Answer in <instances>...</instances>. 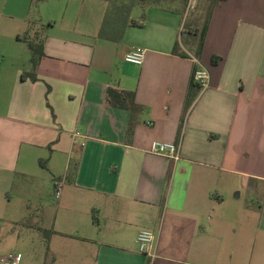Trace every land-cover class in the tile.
Instances as JSON below:
<instances>
[{
  "label": "crops",
  "instance_id": "crops-1",
  "mask_svg": "<svg viewBox=\"0 0 264 264\" xmlns=\"http://www.w3.org/2000/svg\"><path fill=\"white\" fill-rule=\"evenodd\" d=\"M34 1L0 0V15L16 11L0 19V42L35 39L38 23L43 51L31 81L27 55L0 50V229L50 236L54 264H264V0L212 2L199 53L205 19L188 24L180 1L132 8L138 25L118 40L99 37L104 0H44L32 18ZM134 47L141 66L123 61ZM109 88L133 92L141 109L110 105ZM153 141L177 143L178 158L151 154ZM48 180L62 184L49 213L28 197ZM242 192L262 197L254 237L228 229ZM142 230L154 236L147 254Z\"/></svg>",
  "mask_w": 264,
  "mask_h": 264
},
{
  "label": "rangeland",
  "instance_id": "rangeland-1",
  "mask_svg": "<svg viewBox=\"0 0 264 264\" xmlns=\"http://www.w3.org/2000/svg\"><path fill=\"white\" fill-rule=\"evenodd\" d=\"M43 1L35 0L34 4L30 10V16L32 18H36L38 16V5ZM213 0H188L186 3H183L182 8H187L186 16L188 24H197L200 26L201 23L209 16V9L212 5ZM166 5L169 1L164 2ZM194 4V8H192V4ZM46 7V13L50 16H55V9L52 4ZM180 6V7H181ZM140 9V6L134 7V12H137ZM14 10H5L3 15H0V19L4 21H8V16L11 14H15ZM14 23V22H13ZM23 36L25 33H22ZM5 35V34H4ZM29 35H32L35 39V43H40L42 38V28L38 23H33L29 29ZM11 43V42H10ZM7 42V37L0 42V50L8 52L9 49H14L19 55L26 54V59L30 60L31 53L28 49V45L24 40H20L16 46ZM30 58V59H29ZM61 182V181H60ZM34 190L37 189V192L28 193V197L30 199L29 205L33 209L41 208L40 203L44 206L47 213H49L57 199L54 195V189L50 185L48 181H42L41 185L37 186V188L32 187ZM62 188V187H61ZM31 189V186H29ZM61 193V190H60ZM240 199H231L229 202V222L230 225L228 227L229 231L232 229H251V233L254 234L256 229L259 227L258 223V206L261 203L262 197L257 192L248 194L247 192L241 193ZM22 200V199H21ZM15 201L13 203V208L21 207L23 204L22 201ZM42 206V207H43ZM234 208V209H233ZM13 214H16L15 212ZM19 219V215L13 216V219ZM21 220V219H20ZM24 220V219H22ZM31 220L36 221L37 218L33 217ZM233 221V222H232ZM234 221H236V225H234ZM231 236V233H229ZM238 237V235L236 236ZM54 241H60V238H54ZM50 236L43 235L40 236L39 231L36 228L29 229L24 227L23 225H13V227H8L3 224L0 229V264H5L1 261V258L8 253H20L21 261L19 264H54V260L52 258L51 245L49 244ZM254 243V239L252 244Z\"/></svg>",
  "mask_w": 264,
  "mask_h": 264
},
{
  "label": "trees",
  "instance_id": "trees-1",
  "mask_svg": "<svg viewBox=\"0 0 264 264\" xmlns=\"http://www.w3.org/2000/svg\"><path fill=\"white\" fill-rule=\"evenodd\" d=\"M40 1V0H38ZM108 3L107 12L105 14V18L101 24V28L99 30V37L109 40H118L124 31L125 26L129 23L130 25H138L136 22L129 20V15L135 6H140L142 8L148 6H159L163 2L167 1H180L182 3H186L188 0H104ZM220 0H213L215 4ZM210 16V11H209ZM209 16L205 19V22L200 30V39L197 47V52L199 53L202 48V43L204 36L206 34V25ZM145 17L142 14L141 18ZM17 39L24 40L28 49L31 53L30 64L33 73H26L27 76L31 79V81H36L37 77L35 75V70L37 67L38 59L43 55L42 44L35 43L34 39H30L28 33H25L23 36H17ZM177 44H175L176 51ZM106 101L115 107L125 108L134 113V111L140 110L141 108L135 104L134 93L128 91H117L115 89L109 88L106 93ZM186 103H188V98L186 99ZM45 160H39V165L44 168ZM76 170V162L71 159L69 162L68 169L65 174V179L73 180V175ZM93 222L96 223V218L93 215Z\"/></svg>",
  "mask_w": 264,
  "mask_h": 264
},
{
  "label": "built area",
  "instance_id": "built-area-1",
  "mask_svg": "<svg viewBox=\"0 0 264 264\" xmlns=\"http://www.w3.org/2000/svg\"><path fill=\"white\" fill-rule=\"evenodd\" d=\"M145 51L139 47H134L130 51L124 54L123 61L136 66H141L144 62ZM209 72L201 67L197 66L193 70L192 81L200 89H205L209 85ZM149 152L154 155L166 156L172 159L178 158V144L177 143H165L160 141H153L150 145ZM54 189L55 198L60 195L62 184L60 181L55 180L52 183ZM154 240L152 232L148 230H142L136 237V243L139 253L147 254L151 250V246ZM20 253H8L1 258V261L5 264H19L21 261Z\"/></svg>",
  "mask_w": 264,
  "mask_h": 264
}]
</instances>
